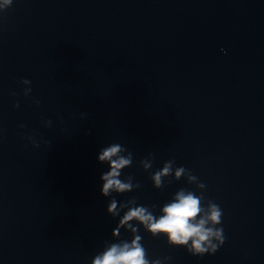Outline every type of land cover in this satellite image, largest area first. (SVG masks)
I'll use <instances>...</instances> for the list:
<instances>
[{"label": "water", "instance_id": "water-1", "mask_svg": "<svg viewBox=\"0 0 264 264\" xmlns=\"http://www.w3.org/2000/svg\"><path fill=\"white\" fill-rule=\"evenodd\" d=\"M112 143L141 184L117 201L159 215L180 188L199 195L183 177L153 187L174 160L223 210L225 242L202 257L138 226L150 260L264 264V0H13L0 13V264H91L116 242L97 161Z\"/></svg>", "mask_w": 264, "mask_h": 264}, {"label": "clouds", "instance_id": "clouds-1", "mask_svg": "<svg viewBox=\"0 0 264 264\" xmlns=\"http://www.w3.org/2000/svg\"><path fill=\"white\" fill-rule=\"evenodd\" d=\"M13 0H0V13L11 7ZM22 95L29 97L32 93L31 81L21 79ZM13 95H16L13 93ZM33 103L39 106L40 101L33 98ZM18 108L19 102L13 105ZM81 118L88 114L81 113ZM44 127H51L52 121L43 120ZM21 128L25 125L21 124ZM86 135L91 134L89 129ZM26 139L34 148H39L40 143L50 144L51 141H43L41 137L37 140L34 136ZM153 154L142 159L140 165L144 171H149L153 164ZM97 161L106 164L108 170L100 176L102 181L101 195L112 197L107 206V213L118 223L112 232L116 242H105L101 252H98L91 260V264H165L171 257L163 259H149L147 251L142 244L143 237L139 234V227L151 234L153 237H166L167 243L172 247H183L193 256L202 257L205 254H215L225 242L222 224L223 210L219 204L206 199L204 189L206 185L193 175L191 170L183 166L176 167L174 160L164 162L162 168L150 173L153 187L161 189L165 186V180L170 184L186 178L188 184H194L200 189V194L187 188L177 190L172 198L159 209V215L155 214L156 205L151 207L137 204L136 198L126 201H117L113 193L125 194L141 187L139 182L134 183L132 175L123 176V170L133 164V154L120 143H112L100 149ZM123 212V215L121 213ZM121 229L131 233V239H121Z\"/></svg>", "mask_w": 264, "mask_h": 264}]
</instances>
